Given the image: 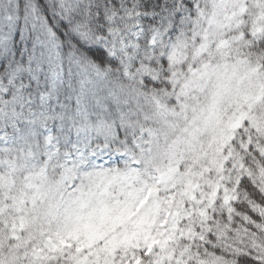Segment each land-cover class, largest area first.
I'll return each instance as SVG.
<instances>
[{
    "label": "snow or ice",
    "instance_id": "snow-or-ice-1",
    "mask_svg": "<svg viewBox=\"0 0 264 264\" xmlns=\"http://www.w3.org/2000/svg\"><path fill=\"white\" fill-rule=\"evenodd\" d=\"M0 264H264V0H0Z\"/></svg>",
    "mask_w": 264,
    "mask_h": 264
}]
</instances>
